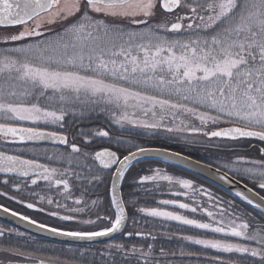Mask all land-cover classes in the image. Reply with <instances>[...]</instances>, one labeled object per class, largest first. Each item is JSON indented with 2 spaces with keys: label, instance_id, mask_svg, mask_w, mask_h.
<instances>
[{
  "label": "snow or ice",
  "instance_id": "snow-or-ice-1",
  "mask_svg": "<svg viewBox=\"0 0 264 264\" xmlns=\"http://www.w3.org/2000/svg\"><path fill=\"white\" fill-rule=\"evenodd\" d=\"M158 9L167 14H181L174 16L175 22H154ZM122 19L142 27L125 28L115 22ZM57 25L59 31H54ZM17 26L22 30L0 35V45H4L0 47V120L8 121L0 122V136L5 141L9 138L12 141L53 139L69 144L68 136L63 132L23 127L20 122L43 121L63 128L66 115L63 105L74 102L82 105L103 102L113 106V119L121 126L128 123L148 130L163 129L167 133L202 134L209 138L232 140L259 138L264 141V0H0V28ZM46 32L49 35H45ZM169 33L173 38H169ZM48 90H51V95H46ZM41 98L49 102L58 101L61 107L50 110L41 105ZM189 101L192 106L186 103ZM129 109H132L131 113ZM137 112L144 117L150 115L151 119H142ZM182 114L197 118L200 127L185 123L181 119ZM177 120L179 123H175ZM218 123L230 126L205 130L209 124ZM95 135L110 137L109 131L103 129ZM121 142L117 138L116 143ZM70 147L72 153H81L88 158L89 154L82 153L76 143H71ZM130 147L135 150H128L122 157L110 148H103L92 155V159L99 162V171L114 168L111 174L114 216L97 212L95 219H78L80 214L89 210L88 205L69 207L67 203L50 197H40L49 205L55 204L56 210L49 213L51 216L96 225V230H64L38 224L17 212H12V215L53 234L81 241H92L120 231L128 216L126 202L117 189L129 165L149 152L158 153L165 159H189L168 149L145 148L136 144ZM260 152L264 154V148ZM195 163L197 166L200 164L199 161ZM250 163L253 167L244 168L242 172L237 169L236 173L257 181L258 187L264 190V161ZM161 171L156 169L153 175L141 176L139 183L167 181L196 191L193 181L161 174ZM0 173L31 176L33 185L39 180L49 185L54 182L56 186H62L65 200H72L75 205L84 203L83 194L78 198L72 197L71 185L66 178L67 169L60 171L36 160L0 151ZM91 179L101 181L102 177L93 175ZM220 179L232 183L227 174L221 173ZM4 183L8 184V179ZM13 187L19 189L20 185L14 184ZM244 187L247 194L240 191L236 194L264 213V196L247 185ZM182 194L187 195V192ZM204 194L209 195L206 191ZM209 199L214 198L209 195ZM97 203L96 200L91 201L93 207ZM160 203L178 205L192 213L202 211L210 219L205 222L161 207H140L137 211L206 230L207 233L255 243L257 246L252 247L249 243L203 234L181 237L205 249L258 256L264 264V225L250 230V224L236 214L232 203L225 207L214 204L215 213L206 207L198 208L176 200ZM27 207L35 208L36 205L27 203ZM0 208L10 211L3 205ZM133 234L145 235L140 231L127 233L129 236ZM3 235V230H0V236ZM108 247L125 255L129 252L122 243ZM3 251L20 257L26 255L18 248H5ZM130 251L147 258L152 256L153 246L147 245L145 251L143 247L133 245ZM168 254L160 249L161 256ZM38 264H45V261L40 259ZM145 264H149L147 259ZM153 264H159V261L153 259ZM213 264L228 262L217 257Z\"/></svg>",
  "mask_w": 264,
  "mask_h": 264
},
{
  "label": "trees",
  "instance_id": "trees-1",
  "mask_svg": "<svg viewBox=\"0 0 264 264\" xmlns=\"http://www.w3.org/2000/svg\"><path fill=\"white\" fill-rule=\"evenodd\" d=\"M179 14L181 13L167 14L163 10L158 9L156 20L154 22H175L174 16ZM115 22L123 25L125 28L138 29L142 27L141 25H132L128 19L116 20ZM184 23L186 24L187 21H184ZM53 30L59 31V26H55ZM45 35H49V33L46 32ZM168 35L169 38H173L171 33ZM3 46L4 45H0V47ZM51 94V90L46 92V95ZM172 99L176 100L175 97H172ZM40 103L42 106L49 107L50 110H59L61 107V104L55 100L49 102L46 99L41 98ZM186 103H189L190 106H192L190 101ZM63 107L66 110L65 119L62 122L63 129H71L74 131L82 130L84 132L87 130H91L93 132L95 130L96 132L100 129H104L109 131L111 134L118 131L112 125L113 122L111 119V113L114 111L113 106H107L103 102L98 104L86 103L83 105L79 102H74L72 104H65ZM187 119L193 121L196 118L187 117ZM46 125V127L52 129H61L59 124L52 125L51 123H47ZM131 134L132 136H127L131 137V144L129 143V146H127V148H129L128 150H135L130 147L132 144L142 147L166 148L172 151L180 152L215 167L222 168L226 171L227 169L224 165H228L229 162L233 161L234 157L237 156V149L226 150V148L218 147L214 144H205L204 146H201L199 145L201 143H191L178 139L175 140L174 138L161 135L146 136L136 132H131ZM245 142L246 144L243 147L250 148L249 151L252 152L254 150L252 144L256 141ZM108 147H112L116 150L126 149L123 142L119 144L113 142L112 145H109ZM3 149L6 150L5 148H2V150ZM94 167H97L95 163ZM156 169L162 170L161 174H167L180 179H188L192 181L196 179V182H204V185L206 183L209 187V194L214 199L204 200V198L199 195L197 188L200 185H203V183H196V191L193 192L191 190L183 189L182 186L176 183L170 184L167 181H150L147 185V207H161L173 211L174 209H172L170 205H164L160 202L164 200H176L181 203H189L192 206L202 208L201 206H198V203L200 202L199 199H201L204 200L205 203L203 204V208L206 207L209 211H213L215 213L217 209L213 207L214 204H220L221 207H225L230 202L235 206L234 211L236 214L250 224V230L251 228L259 225H264V216L256 208L227 191L205 182L204 180L197 178L193 174L173 164L166 163L161 160H144L130 167L128 173L130 174L131 179L135 182L139 180L136 178H140L142 175H153ZM231 174L233 173L231 172ZM2 178L4 179H0V186L4 183L5 179H8V184H12L15 180L13 176H6ZM239 178L247 184L252 185L248 180L241 177ZM185 192H187V195L182 194ZM178 211L180 214L187 215L190 218L202 219L204 221H208L210 219L206 216V213L202 211L192 213L190 210L180 208H178ZM217 219H219V216H217ZM130 221L132 224L130 229H128L129 231L132 233L140 231L145 235H142L140 238H138L135 234H133L130 238H126L123 235L109 243L83 246L63 244L41 239L0 221V230H3L4 232V235L0 236V248H18L26 254L23 257L10 254L4 258H0V264H18V260L20 259L22 261H20L19 264L25 263L24 260H28L29 262L35 261V263H37L40 259H43L44 261L56 260V262L63 264H145L146 259L149 264H153V259L159 261V264H213V261L217 257L228 262V264H261V259L258 256L253 257L250 254L235 252L225 253L215 249H205L200 245L181 239L183 235L203 234L213 236L215 238L230 239L232 242L249 243L252 247L257 246L255 243L245 241L243 238L231 236L225 237L223 234L207 233L206 230L182 225L177 221H171L165 218H154L145 214L130 215ZM237 222L239 223L240 221L238 220ZM149 233L151 235H148ZM116 243L124 244L125 247L129 249L128 254L125 255L117 249L108 247V245ZM149 244L153 246L152 256L150 257L145 258L139 253H131L130 251L133 245L137 248L143 247L145 251H147V245ZM161 248L169 254L161 256ZM181 252L186 254L181 255ZM172 253H175V255H172ZM187 253H194V255H187Z\"/></svg>",
  "mask_w": 264,
  "mask_h": 264
},
{
  "label": "flooded vegetation",
  "instance_id": "flooded-vegetation-1",
  "mask_svg": "<svg viewBox=\"0 0 264 264\" xmlns=\"http://www.w3.org/2000/svg\"><path fill=\"white\" fill-rule=\"evenodd\" d=\"M27 127H40L46 130L55 131V132H63L68 136L69 144L66 145H53V144H37V143H22L19 140H16L12 146L13 154L22 156L27 159L36 160L42 164L48 165L49 168H57L60 171L68 170V175L66 178L69 180L71 185V195L73 198L81 197L83 194L84 203L81 205L73 204L72 200H65L64 190L62 186H56L54 182L49 185L48 182L43 180H39L37 184L33 185L31 183V178H21L14 177L15 180L12 184L3 183L0 186V193H7V195L0 194V205L6 206L10 208L12 211L19 213L21 216H28L31 219L36 220L38 223L46 224L50 227H60L64 230H96V225H85L80 224L77 221H64L60 218L53 217L49 213L55 209V204L49 205L47 204V200H41L40 197H50L55 201L60 203H67L69 207H84L88 205L89 210L85 213L79 215L78 219H95L96 213L101 212L104 215L114 216L115 208L111 204V174L114 171L103 170L99 171V168L96 161H94L91 157L96 152L103 148H111L113 142H116L117 138H120L121 141L131 144L132 134L128 132L117 131L114 132L115 135L110 133V137L99 138L95 135L94 132L88 130L84 132L74 131L71 129H52L49 127L42 126H34V125H22ZM104 130V129H103ZM87 137V139H85ZM130 138V139H129ZM92 140L99 141L100 148L98 150H94L92 146ZM110 140V141H109ZM101 141V142H100ZM76 143L80 148L82 153L89 154L86 159L84 155L81 153H72L71 151V143ZM254 150L249 151L250 148L237 146L236 153L242 154H257L260 152L261 148H264V143L256 142L252 144ZM21 148L20 151H16ZM129 148L126 149H113L118 151V154L123 155L127 154ZM11 152V151H10ZM254 155V156H255ZM245 157V156H244ZM264 157V154L261 153V158ZM264 161V160H262ZM94 163L97 167H94ZM93 175H100L102 177L101 181L92 180ZM145 176V175H142ZM1 180L4 178L0 177ZM137 180L140 178H136ZM138 181H133L131 179L130 174L128 173L123 180L122 183V196L126 202L127 213L129 215V222L126 228V232H131L130 229L132 222L130 221V215H140L137 211L140 207H147L148 205V182L144 184H140ZM252 184V187L259 191V193L264 196V190L258 187V182L253 179H248ZM192 181V180H191ZM200 181V180H199ZM196 183H203L200 185L197 190L199 191V195L204 198V200L209 199V187L204 182H196V179L193 180V187L195 189ZM14 184H19V189L13 187ZM140 184V185H138ZM10 185V187H9ZM108 188V190H107ZM205 191L209 195H205ZM11 197H16L15 200L11 199ZM96 200L98 203L95 207L91 205V201ZM204 200L199 199L198 206L203 208ZM19 201H24V203H20ZM137 201L135 204H131L129 202ZM206 202V201H205ZM27 203L35 204L41 210H30L26 206ZM173 211H178V205H170ZM168 210V209H166ZM172 211V210H169ZM62 214H66L62 211ZM207 222V221H205ZM100 226H105L101 224ZM132 236V235H131ZM129 236L128 238H130ZM127 237V236H126Z\"/></svg>",
  "mask_w": 264,
  "mask_h": 264
},
{
  "label": "water",
  "instance_id": "water-1",
  "mask_svg": "<svg viewBox=\"0 0 264 264\" xmlns=\"http://www.w3.org/2000/svg\"><path fill=\"white\" fill-rule=\"evenodd\" d=\"M17 27H19V26H17ZM11 28H14V27H11ZM222 139L232 140L230 138H222ZM238 139L260 140L259 138H238ZM238 139H236V140H238ZM20 142H22V143L63 144L62 142H60L58 140H53V139H43V140H33V141H27L26 140V141H20ZM168 151L169 152H175V151H171V150H168ZM8 154H10V153H8ZM10 155H14V154H10ZM181 156L187 157L189 159L186 161H182L179 159H165L164 157L160 156L158 153L149 152V153H145L142 157L138 158L137 160H134L129 165V167L131 165H133L134 163H136L138 161H142V160H147V159L164 160V161L170 162L172 164H175V165L181 167L182 169H184V170H186V171H188V172H190V173H192V174H194V175H196V176H198V177H200V178H202V179H204V180H206V181H208V182H210V183H212L218 187H220L221 189L229 192L230 194L234 195L235 197H237L241 200H243V199L240 196H238L236 193L238 191H240V192H245L247 194V189L244 187L247 184L240 181L239 179L233 177L232 175L226 173L225 171H222L221 169H219L220 171L217 172L218 168H216L214 166L207 167L209 164L203 163L201 161H199L200 164H199V166H197L195 162L198 160L191 158L189 156H186L184 154H181ZM97 163L99 164L98 161H97ZM221 173L227 174L230 178H232V183H228L227 181L220 179ZM7 174H12V175H15L18 177H23V176H20L18 174H13V173H7ZM7 174L6 173H0V175H7ZM121 185H122V182L119 183L117 191L119 194L122 195ZM247 187L251 188L248 185H247ZM254 191L257 192L256 190H254ZM26 206H27V204H26ZM251 206H253V205H251ZM28 209L35 210V211L40 210L37 206L35 208H28ZM257 210L260 213H262L259 209H257ZM262 214L264 215V213H262ZM127 216H128V213H127ZM0 220L12 225L13 227H16L20 230H23V231H25V232L33 235V236H36V237H39L42 239H46V240H50L53 242L73 244V245H92V244H103V243L110 242V241L118 238L119 236H121L125 232V229H126L127 224H128V219H127L125 226L118 232L112 233L107 237L95 238L92 241H87V240L81 241V240L74 239L72 237L53 234L52 232L48 231L47 229H40L36 225L29 224L27 221L20 219V216H13L12 211L5 212L2 208H0ZM126 236L129 237V235H126Z\"/></svg>",
  "mask_w": 264,
  "mask_h": 264
},
{
  "label": "rangeland",
  "instance_id": "rangeland-1",
  "mask_svg": "<svg viewBox=\"0 0 264 264\" xmlns=\"http://www.w3.org/2000/svg\"><path fill=\"white\" fill-rule=\"evenodd\" d=\"M44 16V15H42ZM22 29H13V30H0V35L4 34L5 32L8 33H17L19 31H21ZM129 112H132V109H129ZM112 115V113H111ZM137 115L140 116V118H147V119H151L150 115L148 117H144L141 113L137 112ZM187 117H191L188 116L187 114H182L181 115V119L185 120V123H190L195 127H200V122L199 120L196 118L193 121H191L190 119H187ZM186 118V119H185ZM112 125L115 127V129L119 130V131H128V132H136L138 134H142V135H161V136H166V137H170V138H174L175 140H181V141H187V142H196V143H204V144H214L217 146H226L228 144V142H225L223 140H220L218 138H209L206 137L202 134H190V133H182V134H178V133H167L166 131H164L163 129H157V130H148V129H144L138 126H134L128 123L123 124V126L116 124L113 116H112ZM170 119V118H169ZM0 122H8V121H4V120H0ZM165 123H168V120L165 121ZM175 123H179V120H177ZM21 126L22 125H34V126H41V125H46L45 122L41 121V122H37V123H32V122H20ZM55 125V124H52ZM229 125L228 123H218L217 125H211L209 124L205 130L206 131H211V130H215L216 128H221L224 126ZM171 126V125H169ZM88 131V130H87ZM86 131V132H87ZM99 137V136H98ZM99 138H103V137H99ZM110 141V140H109ZM2 141L0 140V146L2 145ZM123 143L125 144V142L123 141ZM244 145L246 144V142H242ZM5 146V145H3ZM129 146L128 143L125 144V147ZM21 148L17 149L16 151H20ZM255 154H243L240 157H238L237 159H235L232 163H230V165L225 164L224 167H226L227 169H232L234 173H236L235 170H240L241 172L243 171L244 168H248V167H253V165L250 163V161H255V158H257V161H262L264 160V157H255ZM245 156V157H244ZM237 174V173H236ZM238 175V174H237ZM239 176H245L247 178H249L247 175H239ZM10 255V253H5L3 251V249L0 248V258H4L6 256ZM31 257V256H29ZM20 261H22L21 259L18 260V262L20 263ZM25 263H30L28 260H24ZM35 262V261H34ZM51 262H56V260H52Z\"/></svg>",
  "mask_w": 264,
  "mask_h": 264
},
{
  "label": "bare ground",
  "instance_id": "bare-ground-1",
  "mask_svg": "<svg viewBox=\"0 0 264 264\" xmlns=\"http://www.w3.org/2000/svg\"><path fill=\"white\" fill-rule=\"evenodd\" d=\"M174 13H176V12H174ZM173 13V14H174ZM11 29H16V28H11ZM0 30H1V28H0ZM112 135H115L114 133H112ZM93 144H92V146H93V148H94V150L96 149V150H98L99 148H100V146H99V141H96V140H92L91 141ZM101 142V141H100ZM192 143V142H191ZM37 144H44V143H37ZM62 145H64V144H62ZM199 145H201V146H204L205 144L204 143H201V144H199ZM239 145H243V144H240V143H237V142H230V143H228L225 147H223V148H226V150H236V148H237V146H239ZM225 157V156H224ZM255 157H261V153L259 154V152L255 155ZM257 158H255V161H257L256 160ZM130 172V171H129ZM230 175H232V174H230ZM233 177H235V178H238L237 176H234V175H232ZM18 177V176H17ZM21 178H26V177H21ZM204 180V179H203ZM206 181V180H205ZM210 183V182H209ZM210 184H212V183H210ZM214 185V184H213ZM262 214V213H261ZM2 221V220H1ZM3 223H5V224H7V225H10V224H8V223H6V222H4V221H2ZM10 226H12V225H10ZM13 227V226H12ZM18 229V228H17ZM25 232V231H24ZM126 238H128V237H126ZM116 239H118V238H116Z\"/></svg>",
  "mask_w": 264,
  "mask_h": 264
}]
</instances>
